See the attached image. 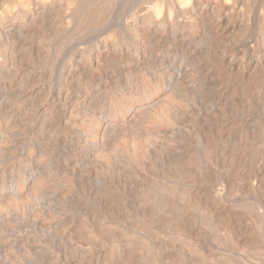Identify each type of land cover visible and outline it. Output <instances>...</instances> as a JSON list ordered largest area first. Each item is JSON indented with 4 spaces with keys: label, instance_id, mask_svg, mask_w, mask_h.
I'll return each mask as SVG.
<instances>
[{
    "label": "rangeland",
    "instance_id": "1",
    "mask_svg": "<svg viewBox=\"0 0 264 264\" xmlns=\"http://www.w3.org/2000/svg\"><path fill=\"white\" fill-rule=\"evenodd\" d=\"M0 264H264V0H0Z\"/></svg>",
    "mask_w": 264,
    "mask_h": 264
},
{
    "label": "clouds",
    "instance_id": "2",
    "mask_svg": "<svg viewBox=\"0 0 264 264\" xmlns=\"http://www.w3.org/2000/svg\"><path fill=\"white\" fill-rule=\"evenodd\" d=\"M185 3L190 2V0H184Z\"/></svg>",
    "mask_w": 264,
    "mask_h": 264
},
{
    "label": "bare ground",
    "instance_id": "3",
    "mask_svg": "<svg viewBox=\"0 0 264 264\" xmlns=\"http://www.w3.org/2000/svg\"><path fill=\"white\" fill-rule=\"evenodd\" d=\"M191 1H192V0H191ZM195 1H196V0H195ZM180 3H181V2H180ZM41 8H42V7H41ZM41 8H40V9H41ZM40 9H39V10H40ZM199 16H201V15H199ZM197 17H198V16H197ZM201 20H202V19H201Z\"/></svg>",
    "mask_w": 264,
    "mask_h": 264
}]
</instances>
